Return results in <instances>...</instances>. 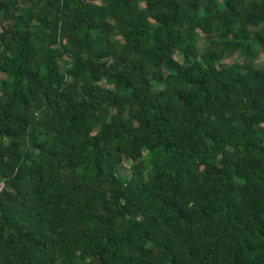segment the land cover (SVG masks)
Segmentation results:
<instances>
[{
	"label": "trees",
	"instance_id": "16d2710c",
	"mask_svg": "<svg viewBox=\"0 0 264 264\" xmlns=\"http://www.w3.org/2000/svg\"><path fill=\"white\" fill-rule=\"evenodd\" d=\"M0 183V264H264V0H0Z\"/></svg>",
	"mask_w": 264,
	"mask_h": 264
},
{
	"label": "rangeland",
	"instance_id": "374dc122",
	"mask_svg": "<svg viewBox=\"0 0 264 264\" xmlns=\"http://www.w3.org/2000/svg\"><path fill=\"white\" fill-rule=\"evenodd\" d=\"M202 40V39H201ZM226 63H231L232 59L230 57H227L225 60H224Z\"/></svg>",
	"mask_w": 264,
	"mask_h": 264
},
{
	"label": "built area",
	"instance_id": "2783aa9c",
	"mask_svg": "<svg viewBox=\"0 0 264 264\" xmlns=\"http://www.w3.org/2000/svg\"><path fill=\"white\" fill-rule=\"evenodd\" d=\"M3 187H4V184L0 183V191L3 189Z\"/></svg>",
	"mask_w": 264,
	"mask_h": 264
}]
</instances>
